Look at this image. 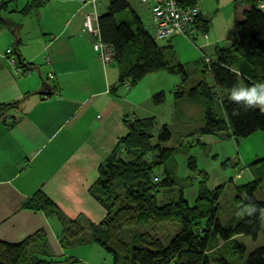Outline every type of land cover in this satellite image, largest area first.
<instances>
[{
	"label": "trees",
	"instance_id": "16d2710c",
	"mask_svg": "<svg viewBox=\"0 0 264 264\" xmlns=\"http://www.w3.org/2000/svg\"><path fill=\"white\" fill-rule=\"evenodd\" d=\"M11 1L15 0L3 3L6 5ZM46 1L32 0L23 13H30ZM183 3L197 5V0H183ZM261 4L263 0H235V8L247 6L236 23V35L225 46L217 45L216 57L210 63L204 59L199 71L202 79L186 91L185 84L190 79L187 69L182 63L172 64L166 59V51L172 46H160L126 0H110L107 12L99 17V29L103 42L115 51L114 62L120 69L118 86L133 87L149 74L163 71L182 78L183 84L175 91L176 98L202 96L211 101L215 97L214 87H220L226 92L221 100L223 115L218 116L207 103L205 126L200 133L215 135L227 132L229 138L240 141L257 131L264 132V106L256 108L246 100L233 99L234 95L250 92L252 88L264 92V10ZM127 9H130L131 20L118 23L116 16ZM210 24L211 20L201 12L194 23L196 33L188 38L199 32L208 37ZM175 35L180 34L170 37ZM18 59L21 68L29 66L20 57ZM164 101V92L153 96L154 104L160 105ZM17 104L0 105V118ZM124 122L128 133L100 166L99 177L90 189L91 195L107 210L100 223L87 220L85 228L80 220H63L57 204L42 191L25 203L26 209L43 211L49 217L62 219L61 247L67 249L84 243L95 244L113 255L114 264H264V247L256 249L242 261L246 247L235 240L241 235L256 239L263 228L264 200L257 199L255 193L264 181V158L252 165L254 180L236 187L238 209L245 212L244 217L224 226L219 219V199L224 186L209 189L208 177L202 172L204 180L198 184L193 203L184 195L187 186H182L177 200L160 204V194L169 195L179 184L168 168L176 149L162 145L171 140L172 134L166 125L158 129L156 117H126ZM155 137L156 144L153 143ZM189 161V166L195 170L196 161L192 157ZM160 168L164 169V174ZM149 222H179L181 229L167 247L149 233H139L131 242L121 237L124 228ZM84 234L88 237L84 238ZM48 247L50 244L45 231H39L17 244L0 241V264L78 262L72 257L55 259L47 251Z\"/></svg>",
	"mask_w": 264,
	"mask_h": 264
},
{
	"label": "crops",
	"instance_id": "0c3cea01",
	"mask_svg": "<svg viewBox=\"0 0 264 264\" xmlns=\"http://www.w3.org/2000/svg\"><path fill=\"white\" fill-rule=\"evenodd\" d=\"M31 1L4 5L6 1L0 0V105L18 103L0 118V241L17 244L45 231L55 255L95 264L93 255L101 252L95 244L63 249L58 236L62 219L24 205L42 191L57 204L63 220L100 223L107 210L90 189L100 166L128 133L125 118L152 117L148 115L153 96L172 83L177 85L178 79L158 72L133 87H119L118 63H102L93 37L82 30L92 0H47L23 13ZM100 1L97 7L102 6ZM201 1L197 5L212 28L218 13ZM231 1L235 7V0ZM245 9V5L235 8L240 14L237 21ZM107 10L98 8L100 15ZM228 16L231 21L233 12ZM9 48L29 66L17 73L4 56ZM167 53L181 63L173 55V46ZM215 135L233 139L227 132ZM187 189L184 195L193 203L198 189Z\"/></svg>",
	"mask_w": 264,
	"mask_h": 264
},
{
	"label": "rangeland",
	"instance_id": "374dc122",
	"mask_svg": "<svg viewBox=\"0 0 264 264\" xmlns=\"http://www.w3.org/2000/svg\"><path fill=\"white\" fill-rule=\"evenodd\" d=\"M17 1L20 2V5L24 2V0ZM128 2L131 7L138 12L146 29L157 39L160 46H166L171 42L174 48V57L180 60L190 76V79L185 84L186 91H189L202 79L198 70L200 66L203 65L206 57L215 59V47H217V44H219V46H225L233 39L236 33L235 24L238 22L237 18H240V14L236 13L231 0H206V5L210 11L218 13L217 19H215L214 23L211 25L212 28H210L207 34L208 39H206L201 32L191 38L184 36H169L165 39H158L150 7L148 5H143L140 0H128ZM99 3H102L101 7ZM12 4L14 5V2H12ZM107 4L108 0H101L98 2L99 6L97 8H100L101 12H105L107 10ZM90 10H92L91 7ZM232 12L234 16L233 19L229 21L228 15L229 13L232 14ZM131 18L130 9L116 16L118 23L126 21L127 19L131 20ZM207 43L211 46L206 47L205 44ZM172 57L173 56H170V54H166V59L168 61L172 64H177L178 62ZM156 73L149 75H158ZM161 73L172 77V79H178V83H176L177 85L172 83V86L169 85V83L165 85L169 86L163 91L165 93L164 103L160 105L154 104V107L150 109L152 113L148 116L156 117L158 129L166 125L172 134L171 140L162 143V145L165 148L176 149L172 159L169 161L168 168L172 171L174 179H176L179 184L175 186L174 190L169 192V195L160 194V204H164L170 200H177L180 187L182 186H187V190L189 191L192 189L197 190L198 184L204 180L203 176L205 175L200 174L202 172L208 177L207 186L209 189L213 190L222 185L224 186L219 199V219L221 224L227 226L234 220V222H236L245 215L244 211L238 209L239 204L236 201L238 191L236 187L254 180L253 171L251 170L252 165L249 166V164L264 157V132L257 131L250 137L240 141L225 139L218 135L201 134L200 131L205 126L207 103H210L214 112L221 117L223 115L221 100L224 98L226 92L220 87H214L215 97L211 101H208L202 96L198 98H190L188 96L176 98L175 91L182 85L181 77L167 74V72ZM208 82L210 85H213V81L210 78H208ZM257 94H264V92L257 90ZM254 105L256 108L263 107L257 104ZM153 143H158L157 137L153 139ZM190 157L196 161L197 167L195 170L191 169L189 166ZM159 171L164 174L163 168H160ZM242 195H245V192H243ZM255 195L257 199L264 200V181ZM67 221H69V219H67ZM85 222V220H81L80 223H83L85 228H87ZM180 229L181 224L179 222H163L159 224L149 222L142 226L124 228L121 232V237L131 242L135 235L139 233H149L151 236L159 238L163 246L167 247ZM58 236L60 238L62 237L60 232ZM83 237L87 238L88 234H84ZM235 240L246 247V253L242 259V261H244L253 251L264 247V223L256 239L241 235L237 236ZM95 247L101 251L98 252L95 250L97 251V254H95V256L93 255L95 264H114V257L111 253L98 245ZM46 249L54 255L55 259L65 258L55 255L51 246ZM75 264L78 263L76 262Z\"/></svg>",
	"mask_w": 264,
	"mask_h": 264
},
{
	"label": "built area",
	"instance_id": "2783aa9c",
	"mask_svg": "<svg viewBox=\"0 0 264 264\" xmlns=\"http://www.w3.org/2000/svg\"><path fill=\"white\" fill-rule=\"evenodd\" d=\"M97 1L99 0L91 1L92 10L85 14L82 30L93 37V48L100 61L108 64L114 62L115 51L111 45L103 42L101 38L99 29L100 13L97 8ZM140 2L150 7L158 38L163 39L173 34L190 37L196 33L194 23L201 13L198 5H185L183 0H140ZM4 56L18 73L21 65L15 51L9 48ZM205 61L210 63L211 59L205 58Z\"/></svg>",
	"mask_w": 264,
	"mask_h": 264
},
{
	"label": "clouds",
	"instance_id": "9594fccd",
	"mask_svg": "<svg viewBox=\"0 0 264 264\" xmlns=\"http://www.w3.org/2000/svg\"><path fill=\"white\" fill-rule=\"evenodd\" d=\"M233 99L246 100L249 104L264 106V94L258 95L256 88H252L250 92H241L238 95H234ZM262 111H264V108H262Z\"/></svg>",
	"mask_w": 264,
	"mask_h": 264
}]
</instances>
